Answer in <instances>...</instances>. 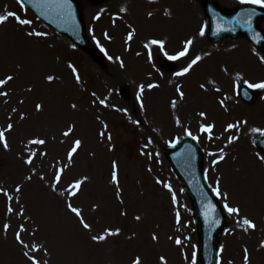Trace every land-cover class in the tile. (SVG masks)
I'll use <instances>...</instances> for the list:
<instances>
[{
  "label": "rangeland",
  "instance_id": "rangeland-1",
  "mask_svg": "<svg viewBox=\"0 0 264 264\" xmlns=\"http://www.w3.org/2000/svg\"><path fill=\"white\" fill-rule=\"evenodd\" d=\"M77 1L89 44L85 53L16 0L0 7V15L12 11L31 21L20 25L10 17L0 24V79L13 77L0 87L8 93L0 96V131L13 125L5 133L7 150L0 143V264H31L24 252L40 264H133L136 257L141 264H192L195 252L199 264L191 206L163 156L182 138L202 150L205 182L227 219L219 264H244L245 250L248 264H264V160L256 146L264 136L252 131L264 129V116L258 115L264 112V88L244 83L264 82L262 52L243 37L209 42L202 9L194 0ZM214 1L226 11L249 5ZM259 28L264 34V21ZM29 31L45 35L28 36ZM150 40L163 41V51L158 45L146 48ZM188 40L187 54L169 60ZM24 50L36 56L37 64L22 78ZM197 56L201 59L187 74L176 75ZM240 87L254 94L251 104L238 98ZM229 124L238 127L226 131ZM209 125L210 133L201 131ZM69 126L73 132L65 137ZM229 137L236 139L228 143ZM32 139L46 143L28 144ZM75 139L82 144L69 162L67 152ZM33 153L32 164H25ZM113 162L118 184L111 182ZM58 169L63 172L53 191ZM85 177L79 192L68 195L69 185ZM68 203L81 210L90 229L83 228ZM225 204L238 214H229ZM245 218L254 229L243 225ZM116 229L119 235H107L106 230ZM17 232L23 244L17 242ZM99 235L106 239L92 240ZM32 246L39 250L32 252Z\"/></svg>",
  "mask_w": 264,
  "mask_h": 264
},
{
  "label": "water",
  "instance_id": "water-1",
  "mask_svg": "<svg viewBox=\"0 0 264 264\" xmlns=\"http://www.w3.org/2000/svg\"><path fill=\"white\" fill-rule=\"evenodd\" d=\"M197 1L201 4L206 16L207 37L210 41L232 40L242 35L253 47L264 53V36L258 29L259 22L264 20L263 11L254 7H240L227 13L212 0ZM68 3L72 13L70 15L65 12L52 14L50 25L57 32L67 34L78 48L86 50L87 42L83 34L79 8L74 0H68ZM248 13H254L251 16L250 27ZM217 25L223 30L217 31ZM239 96L246 103L253 100V95L245 89L239 90ZM257 146L264 156V139L258 141ZM165 155L192 204L199 239L200 264H216L218 241L226 220L203 181L200 151L191 141L182 140L173 148L166 150Z\"/></svg>",
  "mask_w": 264,
  "mask_h": 264
},
{
  "label": "snow or ice",
  "instance_id": "snow-or-ice-1",
  "mask_svg": "<svg viewBox=\"0 0 264 264\" xmlns=\"http://www.w3.org/2000/svg\"><path fill=\"white\" fill-rule=\"evenodd\" d=\"M18 3H21V6L22 5V0H17ZM239 2L241 4H249V5H254V6H258L260 8H264V0H239ZM38 7H41V8H47V9H51V8H55L57 9L58 13L59 12H63L65 9H69L70 10V4L68 3V0H39V3L37 5ZM121 12H124L125 9L124 8H121L120 9ZM166 15L168 14L167 12L165 13ZM254 13H248L247 14V17H248V24H249V27L251 26V16L253 15ZM69 15H70V11H69ZM149 15H151V13H149ZM14 18L16 20V22L20 25H28L31 23V21L29 20H26V19H21L16 13L12 12V11H8L6 14H2L0 15V24H3L5 23L9 18ZM98 18V17H97ZM223 30L219 25H217V31H221ZM28 36H42V35H45L43 33H40V32H33V31H29L27 33ZM200 35L203 36L204 35V28L202 27L201 30H200ZM132 36H133V33L130 32L128 34V37L127 39L128 40H131L132 39ZM192 41L191 40H188L186 41L185 43V47H184V50L179 52L177 55L175 56H168V59L169 60H177L179 59L180 57H183L187 54V51H188V46L191 45ZM150 45H158L161 49V51H163L164 49V42L161 41V40H150L147 44H145V47L148 48ZM101 51H103V49H101ZM151 55V54H149ZM165 55H167V53H165ZM201 59V57L197 56L195 59H193L191 61L190 64H188L187 67H185L182 71L180 72H177L176 75L177 76H183L185 74H187L190 69L193 67V65L197 64L198 61ZM261 63H264V57H261ZM123 66V65H121ZM69 68H72V71H73V74H75L76 70L75 68L72 67L71 64H69L68 66ZM239 78V77H238ZM13 79V77L11 75H8L6 76L5 78L3 79H0V87H3L4 85H6L9 81H11ZM54 79L53 76L49 75L47 76V80L49 82H51L52 80ZM76 80L77 82H79V76L77 75L76 76ZM244 83L247 85L248 88H252V89H256V88H264V82H260V83H249L247 81H244ZM150 88L152 87H156V85H149ZM201 87L203 88L204 85H201ZM143 91V87H141V92ZM217 91H219V89H217ZM177 92L180 94V97L181 99L183 98V92H180V89L177 88ZM8 93L7 92H2L0 91V96H7ZM137 99L139 100L140 99V95L138 94L137 95ZM101 104L104 103L103 100L100 101ZM176 105V101H172V107L174 108ZM143 107V105H141ZM72 108H76V105L73 104L72 105ZM42 109V105L41 104H37L36 105V110L37 111H40ZM13 111H15V109H13ZM201 116H204V113H200ZM21 119H23V116H21ZM177 123H179V121H177ZM246 123V121L244 122ZM12 127L13 125L12 124H8L7 125V128L3 131H0V143L3 144V147L5 148V150H7L8 148V143H7V140H6V137H5V133L8 132V131H11L12 130ZM234 127H238V125H233V124H229L227 126V129H225L226 131L228 130H231L232 128ZM211 128L212 126L209 125L207 127H204L202 126L201 127V131L202 132H211ZM252 131L254 133H258L260 136H264V129H258V128H253ZM73 132V126H69L67 131L63 132V136L67 137L69 136L71 133ZM189 135H191V133H188ZM100 135L103 137L105 135L104 132H101ZM193 139H196L195 136L192 137ZM109 140H111V137L109 136L108 137ZM234 139H236V137H229L228 138V143H233L234 142ZM46 143V141L44 139H32V140H29L28 141V144H31V145H44ZM81 144H82V141L80 139H75L74 142H73V146L70 148V150L67 152V158H68V161L71 162L72 159H73V156L74 154L77 152V150L81 147ZM46 153H41V155H45ZM36 154L33 153L32 155H30L28 157V159H26L24 161L25 164H32L33 162V157L35 156ZM262 160H264V156L260 157ZM220 159H223V156L221 155ZM217 161H214L213 163H216ZM63 172V169H58L55 173V181L54 183L51 185L52 187V190L55 191L56 190V185L59 184L60 182V179H61V173ZM26 179H31V176H28L26 177ZM41 179L43 180L44 177H41ZM85 180H87V177L83 178V179H80V180H76L74 181L71 185H69L68 189H66L68 195L70 196H75L80 188H81V185L85 182ZM111 182L113 184H118V176H117V165L115 162H113L112 164V173H111ZM165 187H168L169 188V191H171V188L168 186V185H165ZM15 191L18 193L21 191V188L19 186L16 187ZM214 192L216 193L217 196L220 195V192H219V188L217 187L216 189H214ZM7 198L8 200H12V196L9 195L8 192H4L3 193ZM60 195H64V193H60ZM173 203H175V196L173 195ZM68 207V210L75 214L76 217L80 218V224L83 226L84 229H90V225L88 223L85 222V220L83 219L82 217V212L79 208H76V207H73V205L71 203H68L67 205ZM224 208L225 210L229 213V214H234V213H237L238 214V209L237 208H233V207H229L227 204L224 205ZM12 208L9 207L8 208V212L11 213L12 212ZM22 214V213H20ZM124 213H122L123 215ZM137 220L140 219L139 216L136 217ZM218 223V222H217ZM243 225L246 226V228L248 229H254L255 228V224L250 221L249 219L245 218L243 220ZM9 225L5 224L4 225V230L7 231ZM23 227H21L20 231H23ZM107 232V235L108 236H115V235H119V229H116L115 231H111V230H106ZM157 237L156 236H153L152 239L155 240ZM106 239V236L105 235H99V236H92V240L93 241H96V242H99V241H103ZM16 240L18 243H21L23 244V241L21 240V237H20V233L17 232L16 233ZM177 244L180 243V241L177 239L176 241ZM25 248L29 247L28 245H23ZM262 248H264V242H261V245H260ZM39 249L36 247V246H32L31 247V251L32 252H36L38 251ZM24 255L31 261V264H40V262L33 256L29 255L28 252H24ZM161 260L163 261V257H161ZM248 261H249V258H248V253H247V250H245V255H244V264H248ZM133 264H141V260L139 257H136V259L133 261ZM192 264H196V254L195 252L193 253V257H192ZM217 264H219V261L217 262Z\"/></svg>",
  "mask_w": 264,
  "mask_h": 264
},
{
  "label": "bare ground",
  "instance_id": "bare-ground-1",
  "mask_svg": "<svg viewBox=\"0 0 264 264\" xmlns=\"http://www.w3.org/2000/svg\"><path fill=\"white\" fill-rule=\"evenodd\" d=\"M141 4V3H140ZM6 5H8L9 6V2H8V0H0V7H5ZM137 6H138V8L140 9V10H143V7L144 6H139V4H136ZM80 6V5H79ZM135 6V5H134ZM2 8V9H3ZM22 41V40H21ZM28 42V41H27ZM25 51V55H24V57L21 59V58H19V59H21L22 61H23V64L24 65H22L21 63V65L23 66V68H22V70H21V72H22V74H21V77L22 78H25L26 76H27V71H26V69L28 68V67H32V65H33V63H36L37 64V58H36V56H34L33 54H31L30 52H28V50H24ZM19 61V60H18ZM39 62V61H38ZM180 63H178L177 64V66L179 65ZM229 76H234L233 74H231V75H229ZM8 111V110H7ZM263 111H264V109H263ZM257 112V111H256ZM254 114H255V112H254ZM256 114H258V113H256ZM258 115H260V116H264V112H262V113H259Z\"/></svg>",
  "mask_w": 264,
  "mask_h": 264
}]
</instances>
